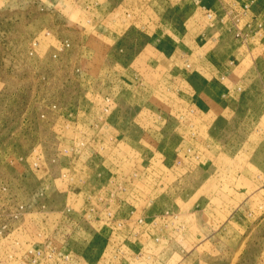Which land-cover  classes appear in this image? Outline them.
Wrapping results in <instances>:
<instances>
[{
	"label": "rangeland",
	"instance_id": "374dc122",
	"mask_svg": "<svg viewBox=\"0 0 264 264\" xmlns=\"http://www.w3.org/2000/svg\"><path fill=\"white\" fill-rule=\"evenodd\" d=\"M0 264H264V0H0Z\"/></svg>",
	"mask_w": 264,
	"mask_h": 264
}]
</instances>
